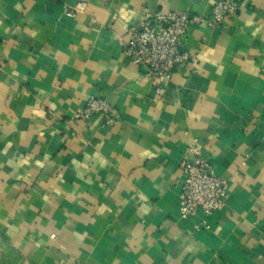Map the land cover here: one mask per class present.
<instances>
[{
	"label": "crops",
	"instance_id": "1",
	"mask_svg": "<svg viewBox=\"0 0 264 264\" xmlns=\"http://www.w3.org/2000/svg\"><path fill=\"white\" fill-rule=\"evenodd\" d=\"M214 1L0 0V264H264V0L191 26L160 95L118 41ZM199 158L228 195L207 228L178 216Z\"/></svg>",
	"mask_w": 264,
	"mask_h": 264
},
{
	"label": "built area",
	"instance_id": "2",
	"mask_svg": "<svg viewBox=\"0 0 264 264\" xmlns=\"http://www.w3.org/2000/svg\"><path fill=\"white\" fill-rule=\"evenodd\" d=\"M79 4L77 10H81ZM238 10V0H215L207 15L158 11L151 18L129 28L125 39H119L124 56L132 64L143 68L149 77L155 93L162 94V82L169 79L173 71L188 66L191 57L180 50L191 26L218 28L222 22L234 16ZM73 17L74 14H68ZM100 115L104 124L109 125L118 112L101 98H90L78 117L88 119ZM194 153V151H193ZM182 182L178 216L185 220L198 214L207 228V218L223 208L227 200L225 181L213 172L204 159L193 163H181Z\"/></svg>",
	"mask_w": 264,
	"mask_h": 264
}]
</instances>
